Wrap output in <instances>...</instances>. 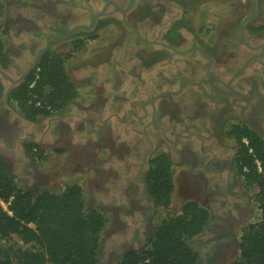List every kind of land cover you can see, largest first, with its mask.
<instances>
[{
    "label": "flooded vegetation",
    "instance_id": "af4514ba",
    "mask_svg": "<svg viewBox=\"0 0 264 264\" xmlns=\"http://www.w3.org/2000/svg\"><path fill=\"white\" fill-rule=\"evenodd\" d=\"M31 1L8 0L1 26L0 152L10 171L36 192L35 159H68L85 177L88 208L107 219L100 263L117 264L144 250L164 219L148 175L167 153L184 203L210 211L191 242L198 264L232 257L254 188L240 173L234 130L264 140V0ZM88 41L98 44L86 54ZM59 46L69 48L79 97L29 119L15 95Z\"/></svg>",
    "mask_w": 264,
    "mask_h": 264
},
{
    "label": "trees",
    "instance_id": "16d2710c",
    "mask_svg": "<svg viewBox=\"0 0 264 264\" xmlns=\"http://www.w3.org/2000/svg\"><path fill=\"white\" fill-rule=\"evenodd\" d=\"M4 55L5 42L0 37V60ZM68 58L48 53L15 95L26 117L37 120L40 115L64 109L79 97V88L67 73ZM234 133L242 145L240 173L248 184L259 188L256 200L262 215L244 231L240 257L233 264H264V173L258 171L255 162L259 159L264 169V140L248 127H236ZM33 155L40 157L42 152ZM148 182L157 207L169 209L176 185L167 153L154 159ZM87 205L84 189L77 184L59 191L44 187L34 192L27 188L0 153V264H100L107 219L102 211ZM209 218L205 205L187 201L178 214L161 220L144 250L127 253L117 264H198V253L191 242L203 233Z\"/></svg>",
    "mask_w": 264,
    "mask_h": 264
},
{
    "label": "rangeland",
    "instance_id": "374dc122",
    "mask_svg": "<svg viewBox=\"0 0 264 264\" xmlns=\"http://www.w3.org/2000/svg\"><path fill=\"white\" fill-rule=\"evenodd\" d=\"M7 2L8 0H0V4H1V8H0V37L2 39L5 40V37L2 36L1 33V26L2 23L5 22V17H6V9H7ZM39 2V0H32L31 3L35 4ZM228 5V4H226ZM213 4H208L207 7L204 8L205 11H211V12H221V11H227L228 8L227 6H222V4H220L219 6L213 7ZM232 10V9H230ZM209 13V12H208ZM226 18V15L223 16V18L221 19L222 22H224ZM203 20V19H201ZM98 41H88L87 42V47H86V51L83 53L89 54L92 50V48L94 46H97L95 44ZM59 46V51L61 52V54H66V52L68 51V47H63ZM80 55V54H78ZM84 96H85V92L84 89H82L81 91V99L84 100ZM82 102V101H80ZM51 153V152H50ZM52 158V160L50 159H45L44 161L40 162V158L39 159H35V168L36 170L39 171V174H41V181L39 182V184L36 186V189H34L36 192L44 187H50L51 189L55 190V191H59L62 190L63 188H65L67 185L70 184H77L80 185L85 192V196H86V200H87V206L88 207H92L94 205L91 204V199L89 197V189H88V185L85 184V177L83 176V174L81 173H71L69 171V164H68V159H62V156H59V159H55ZM44 174V176L42 175ZM45 178L47 183L45 184ZM250 191V195L252 198L251 201V209H250V213H249V217L243 222L242 226L240 227L239 233H238V239H237V244L235 245V249L233 250L232 257H228L225 256L224 260H222V264H233L235 261H237L240 257V242H241V237L242 234L244 233V231L248 228V226L252 223H256L259 222L261 217L259 215V211L257 210V206H256V189L255 188H251L250 190L248 189V192ZM185 196L183 195L181 188H179V186L176 189V192L174 193L173 196V203L171 205V207L169 209H162L161 212V219L162 218H166L169 216H173L175 214H178L181 211L182 205L183 203L186 201L185 200ZM160 219L158 217L157 221H156V225L160 224ZM105 255V252L103 253V249H102V253L101 256L103 257ZM104 261V260H103ZM100 264H108L107 262H103ZM110 264H113L112 262Z\"/></svg>",
    "mask_w": 264,
    "mask_h": 264
},
{
    "label": "built area",
    "instance_id": "2783aa9c",
    "mask_svg": "<svg viewBox=\"0 0 264 264\" xmlns=\"http://www.w3.org/2000/svg\"><path fill=\"white\" fill-rule=\"evenodd\" d=\"M244 142H245L246 144L249 143V141H248L246 138H244ZM255 162H256V165H257V167H258V171H261V170H262V163H261V161H260L259 159H256ZM244 170L247 171L248 168L245 167ZM254 188L256 189V193H257V192L259 191V188H258V187H254ZM255 203H256V206H257V210L259 211V215H260V217H261V215H262V211H261V208H260V204L257 202V200H256ZM2 204H3V206H4L6 209H8V208H7L8 205H7L6 203L2 202ZM242 235H243V234H242Z\"/></svg>",
    "mask_w": 264,
    "mask_h": 264
},
{
    "label": "water",
    "instance_id": "95a60500",
    "mask_svg": "<svg viewBox=\"0 0 264 264\" xmlns=\"http://www.w3.org/2000/svg\"><path fill=\"white\" fill-rule=\"evenodd\" d=\"M1 153V152H0ZM100 257H101V254L99 253V259H100ZM101 260V259H100Z\"/></svg>",
    "mask_w": 264,
    "mask_h": 264
}]
</instances>
